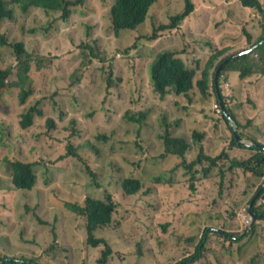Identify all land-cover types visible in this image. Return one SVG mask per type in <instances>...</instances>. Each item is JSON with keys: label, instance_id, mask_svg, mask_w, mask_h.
Segmentation results:
<instances>
[{"label": "rangeland", "instance_id": "374dc122", "mask_svg": "<svg viewBox=\"0 0 264 264\" xmlns=\"http://www.w3.org/2000/svg\"><path fill=\"white\" fill-rule=\"evenodd\" d=\"M114 1L87 0L85 6L73 7L66 18L61 16V11L47 13L42 8H35L23 13L17 5L12 6L15 22H8L5 33L20 40L19 34L23 32L27 50L33 52L35 58L45 56L46 62L41 69H31L28 85L34 83L35 96L31 95L26 103L21 104L18 98L20 88L15 87L7 95L9 112L0 109V178L8 180L9 161L22 159L39 163L35 189L15 191L14 188L12 198L14 203L21 201L22 204L29 197L32 205L39 201L38 212L44 219L52 220L54 212L58 213L57 225L62 244L58 256L60 263L100 264L95 260L101 257L104 247L87 244L82 217L68 214L66 208L60 212L50 207L56 201L62 206L67 201L85 204L88 195L102 198L98 195L104 194V188L112 187L121 210L117 218L123 222V227L96 233L121 252L110 258L107 264H175L195 252L207 226L238 232L234 233L236 236L245 232L242 219L246 224L249 222L243 218V211L258 195L257 188L250 187L246 181L242 186L235 185L233 177L227 185L231 187L225 188L224 197H217L219 185L215 184L200 198L201 206L193 201L181 200L186 188L183 185L186 178L180 171L184 169L180 164L183 158L174 156L168 160L160 156L164 151V142L159 137V133L163 132L162 114L149 120L152 129L138 135L135 125L125 119V113L132 108L164 105L159 94L152 90L149 78V65L161 48L171 46L180 51L179 56L196 69L197 81L217 51L228 48V53H224L227 56L248 47L244 24L253 32L254 39L260 37L264 33V17L257 9L243 6L239 0H195L196 10L179 30L163 32L159 40L151 42L143 37L153 32L154 24L167 22L171 13L184 6V0H160L153 6L148 20L137 30H122L120 34L114 31L111 23L110 8ZM48 23L51 26L46 29ZM139 35L142 38L137 40ZM87 44L96 46L102 58L93 57ZM91 56L92 62H81V58ZM0 60V66L14 69L12 77L17 78L21 62L14 49L0 48ZM53 64L57 70L53 66L48 67ZM261 65L262 62L257 63L256 69H263ZM43 68L47 76L56 75L52 81L45 78ZM87 70L92 72L93 77L87 74ZM210 72L215 75V68ZM109 77L114 81L110 90L107 89ZM227 80L230 86L228 89L221 87L222 93L237 119L243 123L256 122V125L246 123L245 133L264 139V91L257 98L251 92L257 83L264 84V77L255 74L242 79L232 74ZM223 83L221 81V85ZM107 91L109 100L105 101L104 93ZM191 96L192 102L186 96H171L172 99L175 97V103L165 112L172 131L175 135L188 137L195 130L209 131L213 138L209 151L218 154L227 148L231 139L230 124L217 114L214 109L216 103L201 101L202 95L197 86ZM40 97H45L43 102L48 106L54 99L62 103V106L56 104L57 110L53 109L58 125L51 136L43 132L48 129L46 116L36 119V123L27 130H22L18 124L24 107ZM74 116L86 125L81 134L74 137L75 144L83 147L90 140L101 150L95 165L101 169L97 181L104 188H98V193L90 188L94 186L83 162L78 158L64 157V139ZM104 132L110 135L109 139L99 137ZM244 138L250 140L249 137ZM198 152V146H191L188 159L195 158ZM117 159H120V167L114 168L112 163ZM130 159L141 162L145 167L139 173L130 171L133 167ZM46 166L52 169L46 172ZM164 167L175 171L173 180L153 185L145 182L153 181L151 176L160 174ZM238 172L242 173V169ZM133 175L142 178L145 187L137 194H124L122 181ZM211 175L219 177V169L216 168ZM256 179V183L260 184L261 181ZM174 191L178 192L177 195L170 196ZM177 208L181 209L179 214L175 212ZM203 209L209 215L203 214ZM8 211L11 210L0 208V220ZM11 219H14V224L9 225L7 219L0 222V251L27 248L46 255L44 250L54 237L49 232L50 225L42 224L35 214L24 211L22 207ZM26 220L31 223L29 226ZM257 222L256 230L240 243H231L219 233H212L204 258L196 264H264V219ZM11 226L14 229L12 233ZM10 234V244L3 242ZM139 248L142 254L138 252ZM23 253L32 254L28 251ZM14 254L20 256L21 252L14 251ZM40 262L56 264L51 257L42 258Z\"/></svg>", "mask_w": 264, "mask_h": 264}, {"label": "trees", "instance_id": "16d2710c", "mask_svg": "<svg viewBox=\"0 0 264 264\" xmlns=\"http://www.w3.org/2000/svg\"><path fill=\"white\" fill-rule=\"evenodd\" d=\"M87 0H0V48L14 49L16 57L20 60L21 65L17 73V78H13L14 69L0 66V109L6 113L9 112L10 103L8 99V93L14 91L15 87H19L18 98L21 100V104L27 102L31 95L35 96V85L34 83L28 85L31 78V69L34 67L42 68L46 62L45 56L35 58V54L30 52L25 47V40L23 38V32L19 34L22 39L16 40L17 37L13 38L5 33V28L8 24L15 22V11L12 8L13 5H17L23 13H29L35 8H42L47 13L53 11H61L63 18L68 17L73 7L85 6ZM160 0H115L110 8L111 23L114 31L120 34L122 30H137L139 26L144 24L147 20L149 11L152 6L159 3ZM244 6L255 8L264 17V0H240ZM197 5L195 0H184V6L178 9L175 13L169 15V20L161 24H154L153 32L144 36L148 41L155 42L161 38V34L166 31L179 30L183 22L196 10ZM49 22V21H48ZM264 22V18H263ZM24 23V22H23ZM51 24L48 23L46 29H49ZM248 25L244 24L246 35H248L247 43L248 47H243L242 50L237 51L233 54L224 56V53H228L229 49L224 48L217 51L209 60L207 65L202 71V77L196 81L197 71L195 68L189 66L183 57H180V51L171 46H164L156 54V58L149 65V78L150 86L152 90L159 94L161 101L165 102L164 105L157 104L156 106L150 105L147 107L132 108L125 113V119L129 124H134L138 135H142L145 131L152 129L149 120L153 119L156 115L162 114L161 126L163 132L159 133V137L164 142V151L161 153V157L171 159L174 156L183 158L182 166L185 181L183 185L186 186L184 196L181 200L197 203L201 206L200 198H202L208 190L213 188L215 184L219 185L217 191L220 197H224L225 188L228 183L234 177V184L240 186L245 184V181L252 188L256 187V193H259V197L254 202V209L256 213L262 215L259 221L264 219V139L260 137L248 136L245 133L244 128L246 122L237 119L233 109L229 106L226 101V96L221 92L223 85L221 81L227 82L229 77H232L233 73H237L240 78H247L255 74H260L264 77V33L254 39L253 32L248 30ZM25 29V23H24ZM142 38V35L137 37V40ZM253 46V47H251ZM249 47L253 48L251 52L243 54ZM87 48L92 51V56L95 58H102L100 50L96 46H90L87 44ZM167 48V49H165ZM164 49V50H163ZM235 54V58H232ZM91 57L81 58L83 64L92 62ZM1 61V60H0ZM32 61H35L32 64ZM217 61H219L217 63ZM234 61V62H233ZM229 62L231 64H229ZM233 62V63H232ZM262 62L261 70L256 69L257 63ZM217 63V64H216ZM57 70L53 65L52 67ZM215 68V75H211V69ZM219 71V84L221 85L220 91L217 89L216 74ZM233 71V72H232ZM45 78L48 81H52L54 76H47L42 70ZM232 72V73H230ZM87 70V74H90ZM77 75V74H76ZM91 75V74H90ZM93 77V75H91ZM224 78V79H223ZM114 81L112 77H109L107 89L110 90L113 87ZM197 86L201 93V101L203 103L212 102L219 104L224 102V108L221 107V112L218 114L224 117L225 120L230 124V130L232 132L231 139L228 142L227 148H224L220 153L214 154L209 151V145L213 142V138L210 137V132L207 133L203 130H195L188 137L186 135H175L172 131V125L167 120V113L165 112L167 107L175 103V97H168L173 95L176 97L186 96L190 102L193 98L191 92ZM254 96L259 97L264 91V84L257 83L255 87L251 89ZM45 97H40L35 102H29L20 113L18 124L22 130H27L36 123V119L39 117L46 116L45 125L47 130L43 132L47 135H53L55 128L58 125L57 119L54 115L53 109H58L56 104L62 106V103L58 99H54L49 103V106L43 102ZM104 100H109V92L104 93ZM218 102V103H217ZM167 104V105H166ZM109 108V107H108ZM231 119H234L237 124V131L234 130ZM86 125L82 123L78 116L71 117V124L67 127L68 134L64 139L65 142V153L64 157L78 158L83 162L91 178L93 187H90L95 193L99 192L98 188L103 187L97 178L101 173V169L95 165V161L101 154L100 148L87 140L82 145L77 146L74 142V137H78L81 134L82 128ZM261 129V128H260ZM261 129V133H262ZM246 135V136H245ZM239 137H249L253 140L254 145H245L239 142ZM104 139H109L110 135L104 132L99 135ZM196 145L199 148V152L192 160L188 159L189 150L191 146ZM170 156V157H169ZM133 167L130 171L140 172L145 166L139 161L130 159ZM39 163L36 161H22L20 159L9 161V177L0 178V208H8L7 215L0 220L7 219L11 224H14V219H11L19 207L28 210L35 214L37 219L42 224H49L51 229L49 232L54 234L51 241L48 242L46 249V255H41L34 251L32 254H24L23 250L11 249L7 253L0 251V264H19L23 262L25 264H41L40 259L53 258L57 260L59 253V247L62 244L59 240L60 232L58 231V213L54 212L55 215L52 220H44L39 215L40 202L38 201L34 205L31 204V197L28 198L24 204L13 202V190L18 191L24 189L26 191H33L37 185L38 176L36 174V167ZM180 164H177L180 165ZM113 167H120V159L114 160L112 163ZM219 169V177L212 176L211 173L215 169ZM52 167L46 166V172H49ZM238 169H242V173L238 172ZM175 171H169L166 167L163 168L162 172L158 175L151 176V182L145 181L147 184L153 185L155 182H169L174 179ZM76 175V174H75ZM74 175V176H75ZM244 178V179H243ZM259 179L261 183H256L255 179ZM256 179V180H257ZM145 187L144 181L139 176H129L122 184L124 194H137L142 188ZM104 188V187H103ZM239 191L236 192L238 194ZM23 193V192H22ZM177 191L170 193V196L177 195ZM102 198H94L91 194L86 197L85 204H72L71 207L66 203L65 206L84 219L83 225L86 231V242L92 247H104L102 249V255L98 259L100 264H107L112 257L121 254L120 251L115 250L110 242L103 236L96 234L99 230L119 229L123 227V222L117 218V215L121 213L119 207V201L114 195L112 187L104 188V194H99ZM254 199V198H253ZM251 199V202L253 201ZM261 204V205H260ZM50 208L53 211L61 210L62 204L56 201ZM173 211V209L169 208ZM27 212V211H26ZM61 212V211H60ZM177 214L181 212V209L175 210ZM203 214H208L207 210L202 211ZM18 222V221H17ZM16 222V223H17ZM26 220L28 226L31 224ZM38 224V221H36ZM258 222L254 223L252 228H247L245 232L240 235L238 232H229L218 229L215 226H207L204 228L200 242L198 243L196 250L189 256H185L175 264H196L204 258L205 252L208 250V244L212 233H219L227 241L231 243H240L246 237L251 235L257 227ZM14 226L15 229V225ZM11 226V233L14 231ZM166 229V226H165ZM44 230H39L43 232ZM27 232V230H26ZM99 235V236H97ZM13 238V237H12ZM38 238V236L36 237ZM127 239V237H124ZM8 240H3L10 244L11 234L7 237ZM38 241V240H37ZM20 247H24L19 245ZM89 249V247H88ZM11 251H20L21 255H15ZM138 252L142 254L141 249ZM23 254V255H22ZM255 259V261H257ZM61 264V263H56Z\"/></svg>", "mask_w": 264, "mask_h": 264}, {"label": "clouds", "instance_id": "9594fccd", "mask_svg": "<svg viewBox=\"0 0 264 264\" xmlns=\"http://www.w3.org/2000/svg\"><path fill=\"white\" fill-rule=\"evenodd\" d=\"M240 1V0H239ZM241 3V2H240ZM242 4V3H241ZM243 5V4H242ZM244 6V5H243ZM245 7H248V6H245ZM152 8H153V6L151 7V9H150V11H149V14H148V17H147V19L146 20H148V18H149V16H150V12H151V10H152ZM157 25V24H156ZM248 50V49H247ZM246 51V50H245ZM251 52V51H250ZM235 56H236V54H235ZM234 56V57H235ZM155 58H156V56H155ZM154 58V59H155ZM217 64V63H216ZM217 72V71H216ZM233 72V71H232ZM232 72H230V73H232ZM233 74H237V73H233ZM237 76H238V74H237ZM224 79V78H223ZM217 80H218V82H217ZM216 85H217V89L220 91V89H221V85L219 84V71L217 72V74H216ZM223 88H225V89H228L229 88V86H230V82H229V80L227 81V82H224L223 84ZM222 92V91H221ZM169 96H172V95H169ZM160 97V96H159ZM223 103V104H222ZM221 107H223L224 108V102H221V106L219 105V104H215L214 105V109L217 111V114H219L220 112H221ZM231 122H232V125H233V123L235 124V126L237 127V124H236V121L234 120V119H231ZM234 126V125H233ZM251 141H253L252 139H250ZM252 145H254V143L252 144ZM20 160H22V159H20ZM22 161H25V160H22ZM26 162V161H25ZM37 174V173H36ZM38 176V175H37ZM128 178V177H127ZM126 179V178H125ZM124 179V180H125ZM124 180L122 181V184H123V182H124ZM68 204L70 207H71V205H70V203H72V204H75V202H71V201H67V202H65V204ZM252 203V202H251ZM65 204H64V206H62V208H61V210L60 211H62V209L63 208H66V209H68L66 206H65ZM78 204H80V203H78ZM83 204V203H82ZM81 204V205H82ZM249 208H250V206H247V208L243 211V218L247 221V222H249V224H246V223H244V220L242 219V225H243V227L245 228V230H247V228H252V226H253V224L256 222V221H253V217H252V215L250 214V211H249ZM70 211H72V210H70V209H68V214H73V215H76V213L74 212V213H72V212H70ZM254 212L256 213V211H255V209H254ZM257 215H259L258 213H256ZM262 215H259V217H258V219L257 220H259V218L261 217ZM44 219V218H43ZM44 220H47L48 221V219H44ZM9 251V250H8ZM8 251H6V252H3V253H7ZM26 251H28V252H31V253H33L35 250H32V249H25V250H23V252H26ZM37 252V251H36ZM11 253H14V251H11ZM123 257V256H122ZM100 258V257H99ZM98 258V259H99Z\"/></svg>", "mask_w": 264, "mask_h": 264}, {"label": "water", "instance_id": "95a60500", "mask_svg": "<svg viewBox=\"0 0 264 264\" xmlns=\"http://www.w3.org/2000/svg\"><path fill=\"white\" fill-rule=\"evenodd\" d=\"M252 49H253V48H250V49L244 51L243 54H247V53H249ZM222 104H223V103H222ZM233 125H234V130L237 131V127L235 126L234 123H233ZM238 140H239L240 143L245 144V145H252V144L254 143L253 141H251V140H249V139H245L244 137H239V136H238ZM258 196H259V193H258L257 196L254 197L252 203L250 204V208H249L250 214H251L252 217H253V221H257V219H258V217H259V215H257V214L254 212V202L256 201V199L258 198Z\"/></svg>", "mask_w": 264, "mask_h": 264}, {"label": "crops", "instance_id": "0c3cea01", "mask_svg": "<svg viewBox=\"0 0 264 264\" xmlns=\"http://www.w3.org/2000/svg\"><path fill=\"white\" fill-rule=\"evenodd\" d=\"M59 256V255H58ZM99 258V257H98ZM98 258L96 257V260L95 261H97L98 260ZM55 262L56 263H60V262H58V258H57V260H55ZM1 263V262H0ZM61 264H63V263H61Z\"/></svg>", "mask_w": 264, "mask_h": 264}]
</instances>
